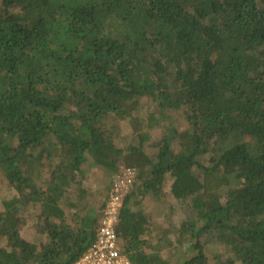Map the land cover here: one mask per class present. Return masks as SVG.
<instances>
[{
    "label": "trees",
    "instance_id": "obj_1",
    "mask_svg": "<svg viewBox=\"0 0 264 264\" xmlns=\"http://www.w3.org/2000/svg\"><path fill=\"white\" fill-rule=\"evenodd\" d=\"M120 166L131 264H264V0H0V264L79 259ZM167 187L186 217L153 241Z\"/></svg>",
    "mask_w": 264,
    "mask_h": 264
},
{
    "label": "rangeland",
    "instance_id": "obj_2",
    "mask_svg": "<svg viewBox=\"0 0 264 264\" xmlns=\"http://www.w3.org/2000/svg\"><path fill=\"white\" fill-rule=\"evenodd\" d=\"M142 109H143V114L146 115L148 114L151 110V108L149 107V104L147 105V101H144V104L142 105ZM178 119V117L174 114L172 115V117L169 119L168 122L164 121L163 123H161L160 125H158L154 131H153V139H151L149 142H147L145 144L146 148L149 150L151 155H155L156 154V143L158 142V140L165 134H168V125L172 122H175ZM170 122V123H169ZM123 125V124H122ZM127 129L129 128L128 126L126 127ZM127 132V130H126ZM135 137L133 138V141H135ZM136 142V141H135ZM54 163L56 164L57 161L54 158L53 160ZM122 166H120L121 168ZM108 176H99L98 177V181H96L95 179L91 178L89 180L86 181V184H89V187L87 188V191L89 193V197L87 199L84 200L85 203L90 202V204L92 206H94L97 202L96 199H94L95 196H99L102 197L101 194V190L103 189V184L107 182V180L110 178V173L107 171ZM98 176V175H96ZM167 182L170 183L173 179L171 176H167ZM100 182V183H98ZM7 180H5V176L3 173L0 172V193L2 195L9 193V189L6 188L7 187ZM138 185V184H137ZM136 186H134L132 188L131 191H133V189H136ZM168 188V187H167ZM168 190V195L170 197V193H169V188ZM153 200H148L149 198H145L144 202L146 205V209H147V213L150 214L151 216H153V220L156 223V227L159 228L156 229L153 233V236H151V239L153 241L158 239V234L160 233V235H162L163 237L165 236V232H169V227L171 223H174L176 225H180L183 220L185 219V215H186V202L182 201V200H176L175 198H173L172 196L169 198L168 202L164 200L163 201H159L157 198L154 199V197H152ZM94 199V200H93ZM0 210H3L2 204L0 203ZM159 226V227H158ZM165 233V234H164ZM172 234V233H171ZM22 235L23 237H25L27 240H31L37 244H39L40 242L44 241V236L39 234L36 229L32 226V225H26L23 230H22ZM5 244V239L1 241L0 245H4ZM224 246L222 245H218L217 247H210L209 248V252L211 253H215V252H222L224 250L223 248ZM225 256H232L230 254H226ZM236 259V264H242V261L235 258Z\"/></svg>",
    "mask_w": 264,
    "mask_h": 264
},
{
    "label": "built area",
    "instance_id": "obj_3",
    "mask_svg": "<svg viewBox=\"0 0 264 264\" xmlns=\"http://www.w3.org/2000/svg\"><path fill=\"white\" fill-rule=\"evenodd\" d=\"M137 177L134 167L122 166L117 171L109 198L102 209L96 238L82 256L71 264H131L129 257L121 252L115 225L125 197L131 192Z\"/></svg>",
    "mask_w": 264,
    "mask_h": 264
}]
</instances>
